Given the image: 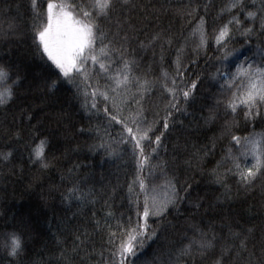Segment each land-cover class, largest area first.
Segmentation results:
<instances>
[{
    "label": "trees",
    "instance_id": "obj_1",
    "mask_svg": "<svg viewBox=\"0 0 264 264\" xmlns=\"http://www.w3.org/2000/svg\"><path fill=\"white\" fill-rule=\"evenodd\" d=\"M135 2L137 7L129 15L131 22L141 31L138 39L130 44L129 52L132 48L136 49L139 63L136 71L144 73L150 67L148 74L153 79L160 76L161 68L174 75L176 49L185 43V37L191 31L188 18L182 20L176 7L187 0H171V7H168L169 0ZM195 2L203 5L205 0ZM207 3V32L210 38L198 55L193 52L198 40L189 39L181 55L183 64L187 65L181 70L188 81L199 76L195 100L185 106L186 113L173 112L172 123L162 137L159 155L152 160L153 164L160 160L166 162L167 177H175V183L181 189L188 188L185 193L188 198L179 202V208L169 207L163 217L148 218L150 228L147 231L154 230L157 234L151 240H146L136 257L131 258L135 264H169L175 250L192 236L190 224L207 228L211 223L217 233L227 232L226 228H221V224L254 226L250 243H258L264 229V177L257 181L251 191L242 189L232 176L226 178L227 190L212 182L211 170L224 155L230 140L228 135L221 136V131L225 120H230L233 114L231 111L226 113L223 104L216 105L222 81L210 78V73L216 71L219 63L216 56L221 55L211 36L214 28H219L229 19L227 13L219 18L217 16L227 0H207ZM46 5L47 0H37V11L45 12ZM162 5L167 7V11ZM199 12L205 14L203 7ZM34 15L31 0H0V66L8 71L11 80L16 81L11 100L0 106V152H11L8 161H0V245L8 233L16 232L24 246V252L18 258L19 264H33V261L65 264L57 260L60 248L70 249L74 234L87 229L90 234L88 242L81 245L83 251L80 254H71V262L103 264L101 249L108 245L103 243L105 233L94 230L92 213L95 211L97 218L103 222L104 199L108 197L112 211L118 217L122 214L125 224L130 216L132 223L136 222V209L129 205L127 192L129 179L135 175V161L125 145H121L124 151L119 158L110 159L100 148L93 151L90 146L100 142L95 126L105 127L104 121L85 115L81 108L82 97H78L75 89L63 79L49 90L48 85L56 76L50 62L46 57L42 58V53L37 54L34 48L31 39ZM145 15L149 17L148 20L143 19ZM9 25L14 27L15 34L8 31L7 37H4L3 32L8 30ZM154 32L171 34L173 39L171 45L163 44L162 62L160 45L163 41H156L154 46L147 49L138 47L139 40L146 42ZM243 41L244 38L236 34L229 45L240 53L234 61L229 57V72L245 56L261 62V56L256 51V39L252 38L248 45ZM193 59L195 63L191 62ZM166 96L167 93H163L159 87L154 90L145 102L149 116L153 115V106L156 105L163 116ZM210 108L216 109V118L205 123L204 118L209 115ZM159 127H163L162 120ZM89 128L93 130L88 131ZM117 128L118 125L110 129L109 135L116 136ZM253 131H264V120L246 122L243 112L239 111L232 121V132L244 136ZM41 139L46 141L45 158L51 161L48 168H41L38 163L30 161L32 148ZM205 145L208 148L206 156L203 155ZM197 152L202 159H196L194 153ZM69 168L73 169L72 175H69ZM149 171H152L151 168ZM147 179L149 187L160 184V169L157 168ZM77 181L83 188L97 192L95 208L91 204L78 208L76 202L70 206L63 202L61 193ZM112 188L116 189L115 192H112ZM225 192L227 195L221 196ZM160 195H163V191ZM195 202L202 205L199 210L195 208ZM139 207L142 211V200ZM58 238L62 244L58 245ZM219 246L218 242L217 251ZM215 254L210 252L203 259L198 257L196 264H212ZM103 256L111 259L108 252ZM186 260L187 264H192L191 257ZM10 261L17 264L16 260L7 256L6 251L0 249V264H9Z\"/></svg>",
    "mask_w": 264,
    "mask_h": 264
},
{
    "label": "snow or ice",
    "instance_id": "obj_2",
    "mask_svg": "<svg viewBox=\"0 0 264 264\" xmlns=\"http://www.w3.org/2000/svg\"><path fill=\"white\" fill-rule=\"evenodd\" d=\"M36 5L37 0H31L35 13L32 17L31 39L37 54L42 53V58L46 57L54 69L56 79L48 85L49 90L63 79L75 89L78 97H82L81 108L85 115L104 121L105 127L95 126L100 142L90 146L93 151L100 148L110 159L119 158L124 151L121 145H125L135 161V175L129 179L127 192L129 205L136 209V222L132 223L130 216L129 222L125 224L122 214L118 217L112 211L108 197L104 199L103 222L97 218L95 211L91 217L94 230L105 233L103 243L108 247L101 249L103 264H135L131 258L136 257L146 240H151L157 234L154 230L147 231L150 228L148 218L163 217L169 207L179 208V202L188 198L185 195L188 188L181 189L175 183V177H167L166 162L160 160L153 164L152 160L159 155L162 137L172 123L173 112L186 113L185 106L195 100L199 76L188 81L181 70L187 67L181 55L189 39L198 40L193 49L194 54L198 55L210 38L207 32V0L203 5L195 0H187L176 7L182 20L188 18L191 31L185 37V43L176 49L177 57L173 61L175 74L171 75L161 68L160 76L155 79L148 74L150 67L144 73L136 71L139 67L136 49L132 48L129 52L130 44L138 39L141 31L131 22L129 15L137 7L135 0H47L43 13L37 11ZM171 6L169 0L168 7ZM201 7L205 14H200ZM164 11H167V7H164ZM225 13L229 19L219 28H214L211 36L221 55L216 56L219 63L216 71L210 73V78L222 81L216 105L223 104L224 111H231L233 115L230 120H225L222 128L221 136L228 135L230 140L224 155L211 170V176L213 183L226 190L229 187L226 178L232 176L242 189L251 191L257 181L264 177V131L239 136L232 132V121L239 111L243 112L246 122L264 120V0H227L218 11V18ZM148 18L147 15L143 17L144 20ZM8 31L15 34L14 27L9 25L8 30L3 32L4 37H7ZM236 34L244 38L245 45L250 44L252 38L256 39V51L261 56V62L257 63L245 56L229 72V57L234 61L240 54L238 49L229 47ZM156 41H163L160 45L162 62L163 44L173 43L171 34L154 32L146 42L139 40L138 47L147 49L154 46ZM191 62L195 63V59ZM15 85L16 81L11 80L8 71L0 66V106L11 100ZM157 87L167 93L162 117L158 105L153 106V115L149 116L145 104ZM225 94H228L227 97ZM215 118L216 109L210 108L209 115L204 118L205 123ZM161 120L162 128L159 127ZM117 125L116 136L109 135V130ZM45 145L46 141L41 139L30 153V161L38 163L41 168H48L51 163L45 158ZM10 155L11 152H0V161H8ZM203 155H208L206 145ZM194 156L197 160L202 159L199 152L194 153ZM157 168L161 171V183L149 187L147 178ZM68 172L72 175L73 169L69 168ZM115 190L112 188V192ZM161 191L163 195H160ZM225 195L227 192L221 194ZM61 196L64 203L70 206L76 202L78 208L87 204L95 208L98 202L97 192L83 188L79 181L68 186ZM141 200L142 211L139 207ZM194 206L197 210L202 207L199 202H195ZM189 228L192 236L175 250L169 258V264H187V257H191L192 264H196L198 257L203 259L210 252H216L212 264H264V229L261 230L258 243H250L254 226L221 224V228L227 229L226 233H217L211 223L207 228L199 224H190ZM89 235L87 229L83 233L77 231L73 236L72 247H61L57 260L72 264L71 254L78 255L83 251L81 245L88 242ZM3 239L0 249L19 264L18 258L24 252L21 236L10 232ZM218 242L220 246L217 251ZM57 243L63 242L58 238ZM105 252L110 253L111 259L103 256ZM33 264H42V261H33Z\"/></svg>",
    "mask_w": 264,
    "mask_h": 264
}]
</instances>
